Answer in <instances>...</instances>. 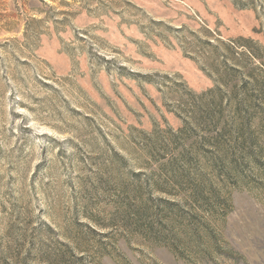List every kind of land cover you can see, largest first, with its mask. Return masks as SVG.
<instances>
[{"label":"rangeland","instance_id":"rangeland-1","mask_svg":"<svg viewBox=\"0 0 264 264\" xmlns=\"http://www.w3.org/2000/svg\"><path fill=\"white\" fill-rule=\"evenodd\" d=\"M0 264H264V0H0Z\"/></svg>","mask_w":264,"mask_h":264}]
</instances>
